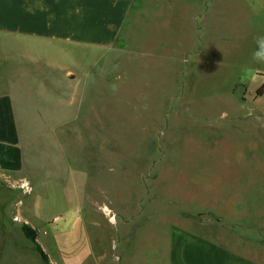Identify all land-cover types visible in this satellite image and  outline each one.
Wrapping results in <instances>:
<instances>
[{
	"label": "rangeland",
	"instance_id": "obj_1",
	"mask_svg": "<svg viewBox=\"0 0 264 264\" xmlns=\"http://www.w3.org/2000/svg\"><path fill=\"white\" fill-rule=\"evenodd\" d=\"M262 29L254 0H134L105 45L29 46L24 127L67 158L38 184L56 264H165L181 233L264 264Z\"/></svg>",
	"mask_w": 264,
	"mask_h": 264
},
{
	"label": "crops",
	"instance_id": "obj_2",
	"mask_svg": "<svg viewBox=\"0 0 264 264\" xmlns=\"http://www.w3.org/2000/svg\"><path fill=\"white\" fill-rule=\"evenodd\" d=\"M133 1L0 0V71L11 72L0 73V264H56L44 245L45 240L51 243L44 225L51 226L53 221L44 213L37 216L38 199L41 196L48 199L50 194L38 190V184L47 179L65 178L67 158L64 159L63 149L51 156L46 145L42 149L32 145L31 134L24 127L23 119L29 117L22 106L24 96L28 95L26 87L38 86L34 79L38 76L33 77L32 72L40 71L34 63L41 58L29 46L32 43L105 45L108 40H114ZM254 6L264 8V0H254ZM7 40L20 45L14 46ZM12 63L20 66L7 68ZM23 182L30 184V192L21 188ZM72 199V206L83 204L81 193ZM24 224L37 231V242L49 263L25 236ZM163 259L165 264H257L212 240L189 233L176 236Z\"/></svg>",
	"mask_w": 264,
	"mask_h": 264
},
{
	"label": "trees",
	"instance_id": "obj_3",
	"mask_svg": "<svg viewBox=\"0 0 264 264\" xmlns=\"http://www.w3.org/2000/svg\"><path fill=\"white\" fill-rule=\"evenodd\" d=\"M257 96H263L264 95V84L257 90ZM22 231L24 232L25 236L32 241L36 246L38 251L40 252V254L42 255L44 261L46 263H49V258L48 256L45 254V252L43 251L42 247L38 244L37 242V236L38 233L36 230H34L32 227H30L29 225L24 224L22 226Z\"/></svg>",
	"mask_w": 264,
	"mask_h": 264
},
{
	"label": "clouds",
	"instance_id": "obj_4",
	"mask_svg": "<svg viewBox=\"0 0 264 264\" xmlns=\"http://www.w3.org/2000/svg\"><path fill=\"white\" fill-rule=\"evenodd\" d=\"M257 50L253 54V60L264 63V36L256 37Z\"/></svg>",
	"mask_w": 264,
	"mask_h": 264
},
{
	"label": "built area",
	"instance_id": "obj_5",
	"mask_svg": "<svg viewBox=\"0 0 264 264\" xmlns=\"http://www.w3.org/2000/svg\"><path fill=\"white\" fill-rule=\"evenodd\" d=\"M21 188H22L24 191H27V192H30V191H31V187H30L29 183H27V182H23V183L21 184Z\"/></svg>",
	"mask_w": 264,
	"mask_h": 264
},
{
	"label": "bare ground",
	"instance_id": "obj_6",
	"mask_svg": "<svg viewBox=\"0 0 264 264\" xmlns=\"http://www.w3.org/2000/svg\"><path fill=\"white\" fill-rule=\"evenodd\" d=\"M104 211H106L107 213H109V209L108 208H104ZM111 220H113V218H111Z\"/></svg>",
	"mask_w": 264,
	"mask_h": 264
}]
</instances>
